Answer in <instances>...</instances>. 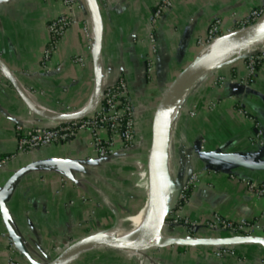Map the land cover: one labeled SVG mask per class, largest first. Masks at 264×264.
Instances as JSON below:
<instances>
[{
  "label": "crops",
  "instance_id": "0c3cea01",
  "mask_svg": "<svg viewBox=\"0 0 264 264\" xmlns=\"http://www.w3.org/2000/svg\"><path fill=\"white\" fill-rule=\"evenodd\" d=\"M161 1L98 0L103 22L102 83L107 87L121 77L127 82L138 137L131 150L119 149L112 158L100 160L88 134L82 133L71 143L19 154L17 125L28 130L50 128L57 122L30 111L0 69V158L10 157L0 165V188L32 162L63 160L28 173L5 199L12 230L33 259L31 263L17 250V257L24 264H49L71 243L107 231L118 218L141 208L146 188L140 186L139 193L133 175L144 172L141 176L149 187L147 160L152 122L165 89L201 56L202 49L196 42L206 36L213 20L223 19L229 27L233 19L247 16L264 2L172 0V8L153 27L152 13ZM63 11V0H0V59L37 106L58 115L87 110L95 93L94 51L89 43L96 37L97 25L88 0H79V8L73 14L75 24L52 57L48 71L42 70L48 22ZM151 34L156 38L158 52L153 79L148 80L146 60L152 56ZM253 49V53L263 52L264 42ZM77 57L83 62H76ZM245 64V57L233 58L214 74L227 81L236 78L246 82ZM212 79L213 76H206L188 92L170 128L166 151L169 190L176 194L192 172H203L202 183L190 193L181 216L202 222L219 214L233 221L255 222L257 227L251 236L264 239V199L247 186L250 181L264 183V172L238 169L208 176L207 164L196 151L201 145L207 153H235L264 161V146H259L254 137L260 130L264 141V67L245 84L227 82L213 89ZM193 108L196 117L188 113ZM183 148H187L190 159L181 155ZM83 196L92 203H83ZM5 234L9 232L0 208V264H7L11 254ZM165 236L184 238L186 234L182 229L173 231L166 226ZM196 238L235 236L201 228ZM228 247L234 254L222 258L215 256L219 247L171 246L155 252L156 256L96 249L71 264H264V247L258 244Z\"/></svg>",
  "mask_w": 264,
  "mask_h": 264
},
{
  "label": "water",
  "instance_id": "95a60500",
  "mask_svg": "<svg viewBox=\"0 0 264 264\" xmlns=\"http://www.w3.org/2000/svg\"><path fill=\"white\" fill-rule=\"evenodd\" d=\"M94 20L97 25L96 37L93 40L94 51V73H95V93L89 108L78 114L58 115L45 111L37 106L27 92L17 81L15 75L7 65L0 59V69L5 74L14 90L22 99L26 107L34 114L57 123L72 122L81 120L91 115L99 106L104 86L101 76V55L103 46V22L98 0H88ZM264 41V19L246 28L231 37L220 48L207 51L198 59L184 68L179 75L165 89L154 113L152 122L151 146L148 153V204L149 206V225L144 234L133 241L120 239L116 234L108 231L97 232L85 236L68 245L56 258L49 264H71L82 254L93 249H109L121 252L144 253L153 248H165L171 246L180 247H228L243 243H254L264 247V239L256 236H240L224 239H198L183 237H167L166 222L170 211L173 208L175 197L182 188L173 194L169 190L166 151L167 137L173 124V118H177V110L184 101L188 92L206 76L213 73L231 59L241 53L253 49ZM246 58V57H245ZM264 150V148H263ZM196 151L200 159L207 164V169L219 173H232L238 169H245L253 172H264V161L250 156L223 153L205 152L202 146L198 145ZM112 158V157H110ZM109 159V158H107ZM100 159V160H107ZM59 159H43L32 162L15 172L9 180L0 188V208L4 223L11 239L17 250H19L31 263L33 259L24 250L18 240V236L12 230L6 213V197L12 187L28 173L46 165L59 163Z\"/></svg>",
  "mask_w": 264,
  "mask_h": 264
},
{
  "label": "built area",
  "instance_id": "2783aa9c",
  "mask_svg": "<svg viewBox=\"0 0 264 264\" xmlns=\"http://www.w3.org/2000/svg\"><path fill=\"white\" fill-rule=\"evenodd\" d=\"M63 4L64 11L60 15L51 19L47 25L48 40L41 55V67L45 72L48 71L51 59L60 48L67 31L75 24L73 14L79 8V0H63ZM172 6V0L161 1L159 6L152 13L151 24L153 27L158 24V21L172 8ZM263 19L264 2L260 6L251 10L247 16L233 19L231 21L232 25L229 27L226 26L223 19L217 18L211 22L206 36L197 40L196 46L208 50L216 41L232 36ZM149 40L152 45V56H149L146 60V74L148 80H152L155 72V59L158 51L156 38L153 34L149 36ZM89 44L90 48L93 49L92 40H90ZM75 61L82 63L83 58L77 57L75 58ZM245 66L247 72L246 82L236 78L227 81V79L222 76L220 79L213 81L214 89L221 87L227 82L232 85L238 83L245 84L248 80L254 78L258 70L264 67V51L252 53V55L246 59ZM241 113L247 115L246 112L241 111ZM196 115V112H192L190 116L196 117ZM175 121L176 117L173 118V122ZM15 130L17 136V152L19 154H29L39 148L71 143L80 134L86 133L90 138V144L96 156L99 159H107L115 156L119 149H133L138 141L134 106L130 97L127 82L122 77L119 78L116 83L104 88L99 106L91 115L84 119L57 123L50 128H32L28 130L21 125H17ZM254 137L257 141L256 143L263 147V132L258 130ZM181 155L186 159L191 158L187 148L181 150ZM9 160L10 157L0 158V165L5 164ZM217 173L219 172L214 170L206 171L208 176ZM203 178V172L195 171L190 174L182 189L175 197L173 208L169 213L166 226L172 228L173 231L178 228L182 229L186 234L184 238L188 239L196 238L197 231L201 228L210 232H226L235 237L251 236L257 227L255 222H249L246 220L233 221L224 218L219 214H214L202 222L181 216V212L188 203L190 193L202 183ZM62 183L65 184V180H62ZM247 186L250 192L254 193L257 197L264 199V183L250 181L247 183ZM81 201L83 203H92V200L85 196L81 198ZM4 237L8 242L11 252L7 264H24L17 257V249L11 237L7 234H5ZM230 254H234L231 247H220L215 252V256L218 258Z\"/></svg>",
  "mask_w": 264,
  "mask_h": 264
},
{
  "label": "rangeland",
  "instance_id": "374dc122",
  "mask_svg": "<svg viewBox=\"0 0 264 264\" xmlns=\"http://www.w3.org/2000/svg\"><path fill=\"white\" fill-rule=\"evenodd\" d=\"M263 42L264 41H262L259 44H262ZM253 50L254 49H249V50L241 53L240 55H238L237 57H235L234 60H237V59L243 58V57H246V59H247L249 56L252 55ZM204 53H206V50L202 49L200 55H203ZM208 76H213L211 88L214 89V87H213V84H214L213 81H215L216 79H220L222 76L221 75H217L216 76V74H214V72L211 73V74H209ZM192 112L195 113L196 112V109H194V108H193V110L190 109L189 112H188L189 115H191ZM142 173H144V172H142ZM142 173L140 175H138V176H137V174L136 175H133V177H134V183H135L136 189H138L140 191L139 193L142 192V189L140 188V186L146 188L145 196L148 197V193H147L148 192L147 191L148 184L146 183V180L145 179H144L145 181H143V177L141 176ZM143 192H144V190H143ZM146 197L143 198V202H142L143 204L141 205V208H138L137 211L133 212L130 215H126V216H123V217L118 218V221L117 222H114V224L110 225L108 227V230L107 231L108 232H113V231H115V229H123V230H126V231L131 230L133 228V225L131 224L132 222L130 221V218L131 217H134V216H137L142 211V209L144 210L145 206L148 204V200H146ZM165 248H167V247H165ZM165 248H153V249H150V250H148V251H146V252H144L142 254H147V255L148 254H152V255L156 256V253L157 252H159L160 250L165 249ZM93 250H96V249H93ZM106 250H109V249H106ZM113 251H115V250H113ZM88 252H90V251H88ZM88 252H86V253H88ZM115 252H121V251H115ZM86 253H84V254H86Z\"/></svg>",
  "mask_w": 264,
  "mask_h": 264
},
{
  "label": "bare ground",
  "instance_id": "6f19581e",
  "mask_svg": "<svg viewBox=\"0 0 264 264\" xmlns=\"http://www.w3.org/2000/svg\"><path fill=\"white\" fill-rule=\"evenodd\" d=\"M229 37H231V36H228L226 38H222V39L216 41L208 50H206V52L216 50V49L222 47L229 40ZM168 138L169 137H167V144H168V140H169ZM170 144H171V142H170ZM149 219H150V213H149V206H148V209L145 208L137 216L130 218V221L132 222L131 224L133 225V228L131 230L126 231L123 229H115V231H113L111 233L116 234L120 239H123V240H128V241L136 240V239L140 238L144 234V232L146 231V229L149 225Z\"/></svg>",
  "mask_w": 264,
  "mask_h": 264
}]
</instances>
